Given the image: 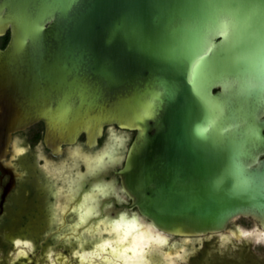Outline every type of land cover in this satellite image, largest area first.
<instances>
[{
    "label": "water",
    "instance_id": "water-1",
    "mask_svg": "<svg viewBox=\"0 0 264 264\" xmlns=\"http://www.w3.org/2000/svg\"><path fill=\"white\" fill-rule=\"evenodd\" d=\"M7 32L0 155L38 120L55 152L117 124L136 131L117 172L145 220L178 240L264 228V0H0ZM94 197L89 224L111 218Z\"/></svg>",
    "mask_w": 264,
    "mask_h": 264
},
{
    "label": "rangeland",
    "instance_id": "rangeland-1",
    "mask_svg": "<svg viewBox=\"0 0 264 264\" xmlns=\"http://www.w3.org/2000/svg\"><path fill=\"white\" fill-rule=\"evenodd\" d=\"M29 160L26 156L21 161ZM40 176L37 173L33 190L24 179L2 211L5 214L0 219V264H264V232L260 233L264 230L255 218L244 215L234 220L243 229L240 237L228 232L189 238L185 243L178 240L176 247L180 251L176 257L165 254L158 244L154 248L140 246L138 251L131 246L134 251L127 248L116 255L98 252V238L82 247L76 242H58L55 233L47 235L54 228L52 219L49 222L51 196L45 193ZM14 237H19L16 245Z\"/></svg>",
    "mask_w": 264,
    "mask_h": 264
},
{
    "label": "flooded vegetation",
    "instance_id": "flooded-vegetation-1",
    "mask_svg": "<svg viewBox=\"0 0 264 264\" xmlns=\"http://www.w3.org/2000/svg\"><path fill=\"white\" fill-rule=\"evenodd\" d=\"M9 37L10 32L0 35V47L6 46ZM135 132L134 130L121 129L117 124L107 125L103 136L99 138L98 144L93 148H90L85 143L86 136L82 134L78 142L72 144L63 143L62 151L55 152L54 148L46 142V125L43 120H38L25 128L15 131L9 145V152L4 157L0 155V219L2 218L1 215L5 214L2 211L10 203L24 179L27 180L32 190L34 189L33 183L37 179V173L42 175L40 178L44 181L45 193L51 196V203L48 201L49 222L52 219V224L54 225L60 224L64 219L66 220L70 214L66 215L64 219L62 218V213L65 211L62 210L61 202L64 199V188H67L64 186V177L67 179V176L72 175L78 176L79 186L80 184H84V189L89 188L91 192H93V189L95 192L99 191V186L104 184L106 191L102 192L101 190L100 196L108 204L111 213L110 220L118 218L124 212L133 214L135 210H138V207L129 208L132 198L123 190L121 176L117 172V169L120 168L118 162L119 156L130 145ZM114 137H119L122 143L119 145V142H117L116 144L119 145L115 150L117 152L114 151L111 155H106V158L99 165L88 167L84 158L79 157L76 160L74 159L72 150L76 148L80 149V146H82L83 148L80 150L85 155L95 156L97 151L103 152L107 143L111 141L110 144H112ZM17 146L22 147V149L17 151ZM73 147L76 148L74 149ZM26 156L30 157L31 162H29L30 160L27 163L21 161L22 157ZM62 162H64L65 168L61 172L54 165L63 164ZM78 192L76 195L79 197ZM81 199L79 197L74 203L79 204ZM138 215L143 217L139 210ZM75 217L77 218V213H75Z\"/></svg>",
    "mask_w": 264,
    "mask_h": 264
},
{
    "label": "bare ground",
    "instance_id": "bare-ground-1",
    "mask_svg": "<svg viewBox=\"0 0 264 264\" xmlns=\"http://www.w3.org/2000/svg\"><path fill=\"white\" fill-rule=\"evenodd\" d=\"M120 140L121 139L119 137H114L112 144H110L111 141L107 143L106 148L104 150L102 149L103 152L97 151V153H99H96L95 156L85 155V153H83L79 148H76L77 146L73 147L74 149L76 148L75 150H72L73 157L75 160L79 157L84 158L88 167L97 166L103 162L106 155L114 153L120 143H122ZM117 142H119V145L116 144ZM21 149L22 147L18 146L16 148L17 151ZM62 163L63 164L59 163L54 165L61 172L62 169L65 168L64 162ZM67 177V179L64 177V186L67 188H64V199L61 202L62 210L65 211L62 213L64 216H62V218L64 219L66 215L70 214L66 220L64 219L63 222H60V224L57 223L54 225V229H52L53 233H57L58 242H76L77 246L82 247L90 239L98 238V244L95 248L98 252L109 251L116 255H119L124 250L127 251V248L134 251L131 246H134L138 251L140 246L148 248L149 246L152 247L154 244H158L164 248L165 254L173 257L177 256V253L180 251V248L176 247L178 239H175L168 235V233L158 229L154 224L138 215V213L130 214L128 212H124L116 219L109 220L108 218H103L89 224L90 217L96 215L99 211L98 199H95L94 197L95 191L93 189V192L84 194L80 203L76 204L74 201H76L75 196H77L76 194L79 191V180H77L78 176L72 175ZM111 189L113 188L111 187ZM101 190L102 192L106 191L104 184L99 186V191L101 192ZM75 213H77V218L75 217ZM71 214L72 216H70ZM262 230H264V228H262ZM262 232L264 231H260V233ZM230 233L234 234L232 231H230ZM243 233V229L240 228V234H238L237 237H240ZM189 238L191 237H183L179 241L185 243V241ZM145 243L147 244L144 245ZM149 243L153 245H150Z\"/></svg>",
    "mask_w": 264,
    "mask_h": 264
},
{
    "label": "snow or ice",
    "instance_id": "snow-or-ice-1",
    "mask_svg": "<svg viewBox=\"0 0 264 264\" xmlns=\"http://www.w3.org/2000/svg\"><path fill=\"white\" fill-rule=\"evenodd\" d=\"M17 243H19V242H17Z\"/></svg>",
    "mask_w": 264,
    "mask_h": 264
}]
</instances>
